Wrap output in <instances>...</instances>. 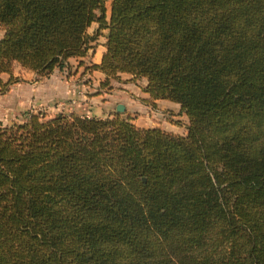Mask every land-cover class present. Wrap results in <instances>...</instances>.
Masks as SVG:
<instances>
[{
  "label": "trees",
  "instance_id": "trees-1",
  "mask_svg": "<svg viewBox=\"0 0 264 264\" xmlns=\"http://www.w3.org/2000/svg\"><path fill=\"white\" fill-rule=\"evenodd\" d=\"M0 25L9 80L13 61L67 68L104 28L84 70L144 77L187 117L0 124V264H264V0H0Z\"/></svg>",
  "mask_w": 264,
  "mask_h": 264
},
{
  "label": "crops",
  "instance_id": "crops-1",
  "mask_svg": "<svg viewBox=\"0 0 264 264\" xmlns=\"http://www.w3.org/2000/svg\"><path fill=\"white\" fill-rule=\"evenodd\" d=\"M96 26L93 21L86 31L92 33ZM105 33L106 29L100 30L97 37L90 41L92 46L84 56L68 58V63H71L69 59H75L74 66L69 64L67 67L70 71L68 76L61 75L63 71L55 67L49 75L37 77L32 70L23 68L15 61L12 62L10 80L8 73L0 72V124L9 125L24 120L25 115L34 112L33 107L40 102L66 99L71 100V103L62 107L51 103L42 112L46 116L57 112H74L95 117L111 116L113 112H118L123 117L128 116L137 126H158L184 134L187 118L179 111V104L162 98L149 100L148 93L142 90L146 82L144 77H132L129 73L119 72L118 78H111L110 87L106 88L99 86L102 72L84 70V65L99 62L104 50ZM80 60L82 64H79ZM118 103L122 105L120 111L115 110ZM178 118L185 120L176 125L175 119Z\"/></svg>",
  "mask_w": 264,
  "mask_h": 264
},
{
  "label": "rangeland",
  "instance_id": "rangeland-1",
  "mask_svg": "<svg viewBox=\"0 0 264 264\" xmlns=\"http://www.w3.org/2000/svg\"><path fill=\"white\" fill-rule=\"evenodd\" d=\"M109 3H110V0H104V6H105V13H106V15H108V10H109ZM0 29H1V25H0ZM87 52H89V50H87ZM69 62H71V63H69L70 64V66L71 67H73L74 66V63H75V59H73V58H71V59H69ZM82 62V61H81ZM82 64V63H81ZM82 66V65H81ZM63 69V70H62ZM61 71H63V72H61V75H63V76H68L69 74H70V71H68V68H65V67H63V68H61L60 69ZM35 76H37V77H39L37 74H35ZM42 77H45V76H42ZM80 79V78H79ZM81 79H82V77H81ZM51 103L53 104H57L58 106H60V107H62V106H64V104H66V103H71V100H66V99H63V100H55V101H52V102H40V103H38L37 104V106H35V107H33V110H34V112H36V111H42V110H45V108H47L48 107V105L50 106L51 105ZM176 103V102H175ZM67 104V105H68ZM61 109H63V108H61ZM185 115V114H184ZM185 118H187L186 117V115H185ZM182 120L184 121L185 119H175V121H176V125H178L179 124V122H182Z\"/></svg>",
  "mask_w": 264,
  "mask_h": 264
},
{
  "label": "water",
  "instance_id": "water-1",
  "mask_svg": "<svg viewBox=\"0 0 264 264\" xmlns=\"http://www.w3.org/2000/svg\"><path fill=\"white\" fill-rule=\"evenodd\" d=\"M115 110L116 111H120V110H122V105L121 104H116V106H115Z\"/></svg>",
  "mask_w": 264,
  "mask_h": 264
}]
</instances>
